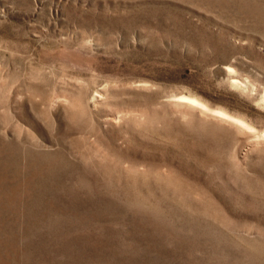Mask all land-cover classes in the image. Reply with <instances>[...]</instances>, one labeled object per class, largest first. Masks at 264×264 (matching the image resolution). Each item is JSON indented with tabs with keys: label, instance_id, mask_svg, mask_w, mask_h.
<instances>
[{
	"label": "rangeland",
	"instance_id": "rangeland-1",
	"mask_svg": "<svg viewBox=\"0 0 264 264\" xmlns=\"http://www.w3.org/2000/svg\"><path fill=\"white\" fill-rule=\"evenodd\" d=\"M263 139L264 0H0V264H264Z\"/></svg>",
	"mask_w": 264,
	"mask_h": 264
},
{
	"label": "bare ground",
	"instance_id": "bare-ground-1",
	"mask_svg": "<svg viewBox=\"0 0 264 264\" xmlns=\"http://www.w3.org/2000/svg\"><path fill=\"white\" fill-rule=\"evenodd\" d=\"M193 101H195V100H193ZM196 102V101H195ZM205 110V109H204ZM219 115H222L221 117L224 119L225 117H224V115H225V113L224 112H222L221 114H219ZM239 120H235V122L236 123H240V122H238ZM257 143L259 144H262L263 146H264V139L263 140H259V141H257Z\"/></svg>",
	"mask_w": 264,
	"mask_h": 264
}]
</instances>
